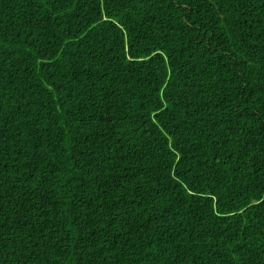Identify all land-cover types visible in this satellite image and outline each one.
Instances as JSON below:
<instances>
[{"label": "trees", "instance_id": "trees-1", "mask_svg": "<svg viewBox=\"0 0 264 264\" xmlns=\"http://www.w3.org/2000/svg\"><path fill=\"white\" fill-rule=\"evenodd\" d=\"M0 264H264V0H0Z\"/></svg>", "mask_w": 264, "mask_h": 264}]
</instances>
